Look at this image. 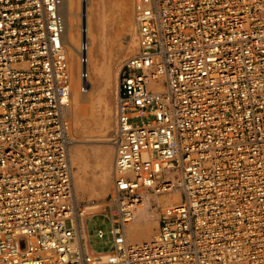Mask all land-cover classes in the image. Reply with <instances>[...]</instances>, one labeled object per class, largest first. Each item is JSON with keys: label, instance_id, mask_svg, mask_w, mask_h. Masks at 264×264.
<instances>
[{"label": "built area", "instance_id": "2783aa9c", "mask_svg": "<svg viewBox=\"0 0 264 264\" xmlns=\"http://www.w3.org/2000/svg\"><path fill=\"white\" fill-rule=\"evenodd\" d=\"M62 3L0 0V264H264V0H132L105 252L79 228ZM143 194L156 227L128 242Z\"/></svg>", "mask_w": 264, "mask_h": 264}, {"label": "rangeland", "instance_id": "374dc122", "mask_svg": "<svg viewBox=\"0 0 264 264\" xmlns=\"http://www.w3.org/2000/svg\"><path fill=\"white\" fill-rule=\"evenodd\" d=\"M101 1H103V6L101 7L103 14L105 17L107 16L105 22L106 30L104 29V33H106V53L101 56L100 59V62H102L101 65H104L103 77L99 78L98 82L96 81L93 86V89L89 91L92 95L91 99H93L94 102L91 100V104L93 103V111L88 119H82L80 117L79 112L77 111V106L72 101L73 104L70 116V118L72 117L70 119L72 143L70 152L72 157L71 164L73 169V183L79 179V174H77L75 169L76 166L83 160V153L85 155L86 161H84L88 164V166L87 173H85L83 181L85 184L89 183V189L85 192L79 191L76 196L77 200L85 207L84 214L87 217V233L92 250L105 252L111 248L112 244V235L109 231L111 228L110 217L107 213H103V210L105 197L111 192L113 186L111 170L114 158V148L110 142V136L115 125L114 99L117 87V78L122 61L135 52L136 41L134 36L133 38L135 43L133 48H127L126 42L130 37V24L133 26V31L135 27L132 0L127 1V6L125 7L118 5L119 0H100V5L102 4ZM91 77L93 78V76ZM84 137L92 138L93 142L85 145L83 143H79V139H83ZM80 152H82V155ZM106 153L110 154L108 161L110 174L108 176L107 188L100 189L97 185V181L102 175V170L98 166H95V162L103 159ZM172 200L173 202H176L178 199L176 200L175 198H172ZM152 202L154 203V201ZM159 204L161 206L163 205L162 202ZM147 222L149 223L148 228L151 230V236L156 227V219L152 218L149 221H142V224L140 225L142 226L141 228H144L143 226H147ZM129 224H135V220L133 221L132 219L126 223V225ZM98 229H101L104 232V235L101 238L97 236L96 232ZM128 240V242L136 241L133 239ZM21 244H23V241H21Z\"/></svg>", "mask_w": 264, "mask_h": 264}, {"label": "bare ground", "instance_id": "6f19581e", "mask_svg": "<svg viewBox=\"0 0 264 264\" xmlns=\"http://www.w3.org/2000/svg\"><path fill=\"white\" fill-rule=\"evenodd\" d=\"M75 1L77 0H63L62 3L61 14L63 16L64 24H65V31L63 34V38H64V45L67 50L66 53H67V58L71 73V82H72L71 103L73 101V103L76 104L77 111L79 112V115L82 119H88V117L92 114L93 111V103L91 104V100L92 102H94L93 99H91L92 95L89 93V91L93 89V86L95 85L96 81L98 82V79L103 77V72H104L103 70L104 65H101L102 62H100L101 61L100 59L101 56L105 55L106 53V47H105L106 33H104V29H105V24H106L105 22L107 16L105 17L101 8L103 6V1H101L102 2L101 5L99 2L100 0L99 1L78 0L77 2ZM127 1L129 0H119L118 5L125 7L127 6ZM129 32H130V37L126 42L128 49L131 47L133 48V45L135 43L133 38L135 35L132 24H130ZM81 40L87 43L86 51H82L79 48ZM80 54H85L87 57L86 68L90 78L88 77V79L86 80L85 79L80 80V76H79V70L81 68V64L79 61ZM91 76H93V78ZM81 84L84 85L83 89L80 88ZM71 110H72V106H71ZM91 142H93V140L90 137H84L83 139H79V143H83L84 145L89 144ZM80 153L82 155V152ZM70 156H71V152H70ZM82 156H83V160L76 166L75 169L77 174H79V176L77 175L79 179L77 178L78 180L75 183H73V185L75 184L74 190L76 195L79 191L85 192L88 191L89 189V185H88L89 183L85 184L83 181V177L85 173H87L88 164L85 162L86 158L84 153ZM109 157L110 154L106 153L103 159L97 160L95 162L96 164L95 166H98L102 170V175L97 181V185L100 189L107 188L108 186V176L110 174L109 163H108ZM71 163H72V159H71ZM173 198L177 200L178 195L175 194ZM168 200L169 197L167 195H163L155 198V201L158 203L161 202L165 203ZM171 201L173 202L172 198ZM154 205L155 204L152 202V199H150L146 194L142 195L141 201L137 204L135 217L133 218V221L135 220V224L125 225L124 227L126 240L133 239L136 240L135 242H139L142 240H146L150 237L151 230L148 228L149 223L147 222V226H143L144 228H141L142 226L140 225L142 224V221H149L152 218L156 219L157 209ZM85 224L86 223L84 222V219L83 218L80 219L79 221L80 231L82 232V235H84L87 238L88 237L86 232L87 226Z\"/></svg>", "mask_w": 264, "mask_h": 264}, {"label": "crops", "instance_id": "0c3cea01", "mask_svg": "<svg viewBox=\"0 0 264 264\" xmlns=\"http://www.w3.org/2000/svg\"><path fill=\"white\" fill-rule=\"evenodd\" d=\"M84 219V218H83ZM85 222V221H84ZM86 225V224H85ZM151 227H152V225H151ZM87 232V231H86Z\"/></svg>", "mask_w": 264, "mask_h": 264}]
</instances>
